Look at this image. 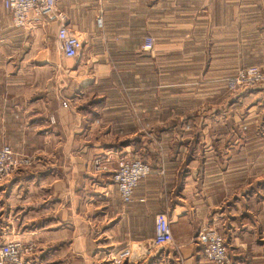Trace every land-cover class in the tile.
<instances>
[{
  "label": "crops",
  "instance_id": "0c3cea01",
  "mask_svg": "<svg viewBox=\"0 0 264 264\" xmlns=\"http://www.w3.org/2000/svg\"><path fill=\"white\" fill-rule=\"evenodd\" d=\"M56 7L84 42L72 65L57 24L17 28L0 0V145L33 157L0 183V244L33 242L36 264H102L125 247V264H214L197 239L210 226L234 264H264V87L225 85L264 68V0ZM122 155L151 168L129 203L114 181ZM159 213L173 233L163 247Z\"/></svg>",
  "mask_w": 264,
  "mask_h": 264
},
{
  "label": "built area",
  "instance_id": "2783aa9c",
  "mask_svg": "<svg viewBox=\"0 0 264 264\" xmlns=\"http://www.w3.org/2000/svg\"><path fill=\"white\" fill-rule=\"evenodd\" d=\"M5 9L11 12L14 26L21 29L35 27L41 21L57 24L56 43L63 58L78 59L83 50V40L72 32L66 25V16L60 12L57 0H2ZM99 25L102 20L98 19ZM143 50L151 52L154 49V39L151 36L144 38ZM229 91L238 89H253L264 87V68L250 66L239 69L225 81ZM63 104L67 106V102ZM33 164V157L14 150L8 144L0 145V183L12 175ZM95 167L99 171L109 170L108 164L97 157ZM114 181L118 185L119 195L124 203L133 200L135 189L140 182L151 173V168L141 157L132 158L128 155L119 156L113 170ZM156 236L151 243L156 247H163L173 242V233L170 219L166 213L156 216ZM198 243L202 246L206 258L214 264H234L225 244L224 236L215 228L205 226L197 235ZM37 246L33 242L22 239H12L0 244V264H36L33 256ZM134 250L131 247L122 248L119 252L108 253L102 264H125L133 258Z\"/></svg>",
  "mask_w": 264,
  "mask_h": 264
},
{
  "label": "rangeland",
  "instance_id": "374dc122",
  "mask_svg": "<svg viewBox=\"0 0 264 264\" xmlns=\"http://www.w3.org/2000/svg\"><path fill=\"white\" fill-rule=\"evenodd\" d=\"M73 62V60H67V63H69V65H72Z\"/></svg>",
  "mask_w": 264,
  "mask_h": 264
}]
</instances>
